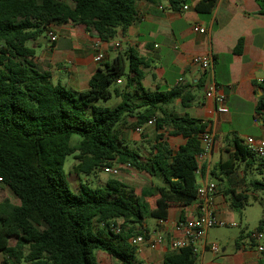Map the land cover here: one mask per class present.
Wrapping results in <instances>:
<instances>
[{"label": "trees", "instance_id": "obj_1", "mask_svg": "<svg viewBox=\"0 0 264 264\" xmlns=\"http://www.w3.org/2000/svg\"><path fill=\"white\" fill-rule=\"evenodd\" d=\"M139 1L161 0H0V253L14 264H97V251L120 264H143L128 240L144 229L145 217L165 221L171 205L189 206L196 198L199 135L211 128L207 122L164 110L177 99L187 106L194 95L179 86L146 90L141 81L148 63L132 49L98 68L87 90L77 92L53 82L49 71H38L32 61L34 49L27 45L49 27L64 23L84 25L99 40L109 41L117 29L124 31L135 21ZM168 1L173 10L184 2ZM257 2L264 14V0ZM214 7L215 0H200L194 10L209 16ZM242 43L241 38L234 54H240ZM117 80L124 84L110 90ZM204 84L205 79L196 89ZM258 87L264 89V82ZM112 96L121 98L115 107L97 105ZM262 112L260 96L254 113L261 117ZM125 116H134L136 126L154 119L156 131L168 128L169 135L181 136L184 143L173 151L158 134L150 156L142 158L121 140L117 125ZM73 135L79 137L75 145ZM226 153L227 159L217 162L209 177L223 186L230 207L240 211L248 194L233 188L234 180L241 166L243 174L251 170L257 156L237 136L229 139ZM69 155L77 161V174L90 175L116 164L157 177L161 184L142 189L139 195L114 178L101 187L80 184L71 190L63 171ZM260 160L261 175L264 158ZM247 188L264 193V179L248 180ZM5 189L18 206L10 203ZM118 219L123 224L115 234L109 225ZM253 232L264 233V219ZM195 260L187 247L165 252L162 264H195Z\"/></svg>", "mask_w": 264, "mask_h": 264}, {"label": "crops", "instance_id": "obj_2", "mask_svg": "<svg viewBox=\"0 0 264 264\" xmlns=\"http://www.w3.org/2000/svg\"><path fill=\"white\" fill-rule=\"evenodd\" d=\"M183 1L178 10L169 8L168 0L157 3L137 2L135 21L124 31L117 29L116 36L109 41L99 40L96 33L84 25L64 23L51 27L57 35L54 43H50L47 36H42L37 41L29 42L28 46L34 49L32 61L38 71H49L53 82H60L66 88L75 89L77 92L87 90L94 72L111 63L117 54L124 55L130 49L135 50L138 56L148 63L141 81L146 90H170L179 86L195 96L187 106H182L177 99L165 106L164 110L208 123L214 136V143L210 152L197 161L199 168L197 184L214 183L209 177L211 168L217 162L227 159L226 149L230 138L225 134L223 126L231 123L245 104L251 105L254 113L258 98L264 97V89L258 87V84L264 82V14L259 13L257 0H215V7L209 16H200L195 12L194 5L200 0ZM183 5L188 9H182ZM159 6L162 10L158 8ZM194 25L205 28L206 33L194 32ZM241 38L243 39L241 52L234 54L233 51ZM96 41H100L99 48L104 54L100 63L94 62V56L98 51L94 47ZM116 43L119 46L115 47ZM206 55L212 59V68L203 76L204 71L192 64L191 59ZM203 79L204 87L196 89ZM210 79H213L225 94L228 113H209L214 103L205 97L204 91ZM121 83L124 84V81ZM122 85L116 84L114 87ZM116 98L121 100L120 97ZM156 116L161 114L157 112ZM261 117H264V112ZM135 122L134 116H125L117 125L122 139H135V135L141 134L135 132L138 126L131 128V124ZM141 127L145 130V140H150L154 134L155 136L162 134L173 151L184 143L181 136L169 135L168 128L156 131L154 125L144 124ZM152 144L154 145L155 141ZM115 165L112 167H116ZM153 178L158 182L157 185L161 184L159 178ZM118 180L124 183L123 179ZM4 193L10 203L16 206L20 204L16 197L14 201L10 199L12 193L8 189H5ZM0 199L1 203L3 199ZM214 207L218 217L235 224L233 220L226 219L232 208L223 189L217 190ZM196 212L194 203L189 206L171 205L164 224L158 225L159 221H156V227L152 230H162L163 227L169 230L177 220L195 217ZM119 220L121 219L116 221ZM144 229L148 230L146 227ZM241 239L234 251H228L226 246L219 253H213L208 249L201 250L202 259L208 252L216 254L213 255L212 261L201 264H264V251L257 250L259 246H264V243L250 240L248 234ZM150 251L145 246L137 251L136 255L142 258L140 262L162 264L165 250L161 248L148 254ZM95 259L97 264H110L103 258ZM0 264L14 263L0 253Z\"/></svg>", "mask_w": 264, "mask_h": 264}, {"label": "rangeland", "instance_id": "obj_3", "mask_svg": "<svg viewBox=\"0 0 264 264\" xmlns=\"http://www.w3.org/2000/svg\"><path fill=\"white\" fill-rule=\"evenodd\" d=\"M46 36V33L43 34ZM28 45V44H27ZM123 83L119 84L122 85ZM69 89V87H67ZM114 85L110 87V90H113ZM75 90V89H74ZM120 99H117L115 96H112L111 99L98 102L97 105L113 108L119 103ZM172 109V108H171ZM136 125L131 124V128L134 129ZM223 130L225 134L228 135L229 138L233 136H237L241 140H245L248 137L252 138H262L264 139V117L256 116L253 113V108L249 104H245V106L241 109V112L237 114L231 123L223 126ZM135 139L127 140L122 139L124 144H127L133 150H136L139 154H141L142 158L149 157L152 151V142L155 139V134L151 136L150 140H145L146 134L143 129L141 134L135 135ZM79 140L78 136L73 135L71 138V145H75ZM261 158H264L262 156ZM260 157H257L256 162L252 166L251 170H246V174H243V166H241L237 172V176L234 180L233 188H235L239 192H246L248 194L247 204L240 211H236L234 209L230 210V214L227 215V220H233L235 222L234 226L225 225V226H215L210 228L207 234V242L208 244H217L219 247V252L221 249L226 246L228 251H234L236 244L240 242L241 237L253 232L260 220L264 219V193L255 192L252 193L248 188V180L250 179H264V173L261 175L257 170V166L262 164ZM77 164V161L74 159V155H69L65 158L63 164V171L66 176V180L69 184L71 190H77L80 184H87L88 186L95 188L101 187L103 184L107 182V180L114 178H120L124 180L127 186L132 187L134 192L139 195L142 189H147L153 185H157L158 182L148 175L145 172H138L129 167H118L119 175L110 176L105 174L102 169L95 171L90 175L77 174L74 171V166ZM264 168V166H261ZM250 171V172H249ZM217 190L220 191L223 188L217 181H213ZM255 195L256 198L253 197ZM15 197H12L10 194V199L15 200ZM1 200V199H0ZM150 203V202H149ZM156 220L150 217H145L142 226L146 227L148 230H152L156 227ZM135 230L137 229L134 228ZM138 230V229H137ZM259 243H264V237L258 241ZM151 254V251L148 252ZM213 255L210 252L206 253V255L201 258L200 251L196 255L195 264H201L205 262H209L213 260ZM95 257L97 259L103 258L106 261H109L110 264H116V260L107 254L97 251L95 252ZM105 257V258H104ZM136 260H142L140 255H136ZM115 261V262H114ZM144 264H148L146 261H143Z\"/></svg>", "mask_w": 264, "mask_h": 264}, {"label": "built area", "instance_id": "obj_4", "mask_svg": "<svg viewBox=\"0 0 264 264\" xmlns=\"http://www.w3.org/2000/svg\"><path fill=\"white\" fill-rule=\"evenodd\" d=\"M158 8L162 10L161 6ZM182 9L187 10L188 7L183 5ZM193 31L200 34L206 33V29L199 25H194ZM45 33L50 43H54L57 40V35L51 27H49ZM114 46L117 47L119 45L116 43ZM94 47L98 49L97 54L94 56V62L100 63L104 58V54L99 48L100 41H96ZM191 62L192 64L199 66L205 73L212 68V59L208 55L203 57H193ZM179 82L180 80H178V83ZM116 83L120 84L121 80H117ZM204 95L214 103L213 109L209 112L210 114L228 113L226 96L213 79L208 80L206 83ZM154 124V119H151L146 123V125ZM135 132L141 133L142 127H136ZM199 137L202 152L197 156V161L210 152L214 143L212 131H209L208 129L202 132ZM244 144L257 157L264 156V139L248 137L244 140ZM102 171L110 176L119 175V170L116 167H103ZM198 174L199 168H197L196 171V175ZM216 192L217 187L214 183L206 182L204 184H198L196 198L193 202L197 211L195 217L179 219L169 230L164 227L162 230L154 229L152 231L143 229L140 233L133 234L129 238V244L134 247L136 251H140L142 246H145L151 251L163 248L165 252L178 251L190 247L194 255H197V253L203 249H208L213 253H219L220 250L217 244H208L206 242L209 229L215 226H234L235 224L225 221L215 213L214 200ZM164 222L165 221H159L158 225H162ZM122 224L123 220L116 221L114 224L109 225V229L115 234L119 233L122 229ZM101 226L104 225L102 224ZM262 237H264V233H249V239L252 241H259ZM257 250L259 252L264 251V246H259Z\"/></svg>", "mask_w": 264, "mask_h": 264}]
</instances>
